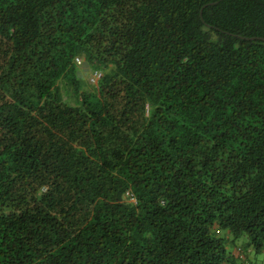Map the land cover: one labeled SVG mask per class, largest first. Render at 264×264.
I'll return each instance as SVG.
<instances>
[{"label": "trees", "instance_id": "obj_1", "mask_svg": "<svg viewBox=\"0 0 264 264\" xmlns=\"http://www.w3.org/2000/svg\"><path fill=\"white\" fill-rule=\"evenodd\" d=\"M211 1L0 0V264H257L264 0Z\"/></svg>", "mask_w": 264, "mask_h": 264}, {"label": "rangeland", "instance_id": "obj_2", "mask_svg": "<svg viewBox=\"0 0 264 264\" xmlns=\"http://www.w3.org/2000/svg\"><path fill=\"white\" fill-rule=\"evenodd\" d=\"M80 60V64L76 65L77 68V76L82 78L87 84L88 86H93L95 83H90L88 81V75L90 73V66L84 61V59L82 57H78ZM244 237L240 236L237 238L236 242L237 244H240L241 242H243ZM247 256L250 257V259L257 261V264H264V247L261 250V252L257 253V254H253L252 252L247 253Z\"/></svg>", "mask_w": 264, "mask_h": 264}, {"label": "built area", "instance_id": "obj_3", "mask_svg": "<svg viewBox=\"0 0 264 264\" xmlns=\"http://www.w3.org/2000/svg\"><path fill=\"white\" fill-rule=\"evenodd\" d=\"M73 60H74V63L76 65H79L80 64V60H79L78 57H74ZM100 76H101L100 70H97V69L90 70V73L88 75V81L90 83H96L97 80L100 78Z\"/></svg>", "mask_w": 264, "mask_h": 264}, {"label": "water", "instance_id": "obj_4", "mask_svg": "<svg viewBox=\"0 0 264 264\" xmlns=\"http://www.w3.org/2000/svg\"><path fill=\"white\" fill-rule=\"evenodd\" d=\"M218 2V0H214V1H211V2H209V3H205V4H203V6H206L207 4H215V3H217Z\"/></svg>", "mask_w": 264, "mask_h": 264}]
</instances>
